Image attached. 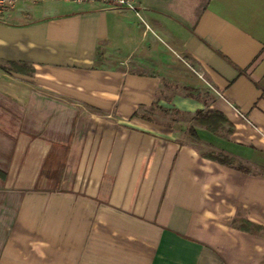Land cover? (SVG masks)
I'll return each instance as SVG.
<instances>
[{
	"label": "crops",
	"instance_id": "1",
	"mask_svg": "<svg viewBox=\"0 0 264 264\" xmlns=\"http://www.w3.org/2000/svg\"><path fill=\"white\" fill-rule=\"evenodd\" d=\"M135 1L0 11V264H264V0Z\"/></svg>",
	"mask_w": 264,
	"mask_h": 264
},
{
	"label": "trees",
	"instance_id": "2",
	"mask_svg": "<svg viewBox=\"0 0 264 264\" xmlns=\"http://www.w3.org/2000/svg\"><path fill=\"white\" fill-rule=\"evenodd\" d=\"M135 115V114H134ZM196 120L205 125L208 129L215 131L218 129L219 127V121H225V118L222 116V114H220L219 112L215 111V110H198L196 112ZM195 135V133L193 132L192 135ZM214 159H216L217 161H219L220 163L223 164H227V165H232L234 163V161L230 158L227 157H223V158H218V157H214L212 156ZM236 167L239 168L240 170L245 171L246 168L243 167L241 164L237 163ZM4 177V173L0 172V178Z\"/></svg>",
	"mask_w": 264,
	"mask_h": 264
},
{
	"label": "built area",
	"instance_id": "3",
	"mask_svg": "<svg viewBox=\"0 0 264 264\" xmlns=\"http://www.w3.org/2000/svg\"><path fill=\"white\" fill-rule=\"evenodd\" d=\"M18 0H0V11H5L11 9L15 6V3ZM33 2H41L45 0H30ZM75 3H92V2H100L105 5H109L118 9H125L133 12L136 15H139V7L135 0H68ZM199 76H201L199 74Z\"/></svg>",
	"mask_w": 264,
	"mask_h": 264
}]
</instances>
